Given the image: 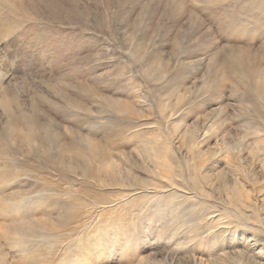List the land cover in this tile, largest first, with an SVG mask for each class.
I'll return each instance as SVG.
<instances>
[{"label": "rangeland", "instance_id": "obj_1", "mask_svg": "<svg viewBox=\"0 0 264 264\" xmlns=\"http://www.w3.org/2000/svg\"><path fill=\"white\" fill-rule=\"evenodd\" d=\"M0 264H264V0H0Z\"/></svg>", "mask_w": 264, "mask_h": 264}, {"label": "bare ground", "instance_id": "obj_2", "mask_svg": "<svg viewBox=\"0 0 264 264\" xmlns=\"http://www.w3.org/2000/svg\"><path fill=\"white\" fill-rule=\"evenodd\" d=\"M100 172L97 173V176H100ZM257 243L252 244V247L255 246ZM251 247V246H250ZM261 252V251H260Z\"/></svg>", "mask_w": 264, "mask_h": 264}]
</instances>
